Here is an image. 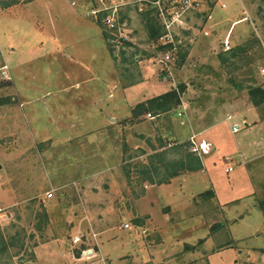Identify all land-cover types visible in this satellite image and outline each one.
Wrapping results in <instances>:
<instances>
[{
    "label": "rangeland",
    "instance_id": "1",
    "mask_svg": "<svg viewBox=\"0 0 264 264\" xmlns=\"http://www.w3.org/2000/svg\"><path fill=\"white\" fill-rule=\"evenodd\" d=\"M10 1L0 0V264H240V251L264 253V199L241 195L252 182L234 158L243 130L232 134L221 105L248 104L264 77V0H203L169 60L148 41L137 0H84L88 30L68 0ZM114 8L125 25L113 35L102 18ZM238 45L248 52L230 58ZM179 86V105L133 113ZM200 108L212 111L194 126L216 141L206 169L165 168L186 152L202 162L190 150ZM154 153L164 161L154 159L150 184L137 171ZM211 186L215 202L200 195ZM208 231L215 238L200 244Z\"/></svg>",
    "mask_w": 264,
    "mask_h": 264
},
{
    "label": "crops",
    "instance_id": "2",
    "mask_svg": "<svg viewBox=\"0 0 264 264\" xmlns=\"http://www.w3.org/2000/svg\"><path fill=\"white\" fill-rule=\"evenodd\" d=\"M31 1H34V0H31ZM54 1L58 2V3L63 1L66 4L67 0H58V1L54 0ZM68 1L71 3V5L75 6V8H76L75 11H71V14H73L77 24H80L79 28L80 29L84 28L85 30L90 29V26L87 25L86 22L83 23L82 19H80L79 15H78V12H76L77 10L79 11V9L81 11L84 10V0H68ZM9 9H11V8H9ZM73 31L74 30H70V32L68 31L67 36H71V32H73ZM85 38L87 40H89V35H86ZM72 45H73V43H72ZM260 83L264 86V77L262 78ZM115 103H117V101ZM115 103H113V104L115 105ZM97 105L99 106V104H97ZM221 105H222V109L224 108V111H226V114L224 115L225 121H226V119H225L226 115L230 114L233 116V121H235L234 120L235 118L239 117L241 119V124L244 123L243 127L241 128V130H243V132L240 135V137L236 139V145H237V151H238L237 153L238 154H235L234 158L237 160V163H238V159H239V161H240L239 163H242L243 165H245L243 167V169H244L243 173L247 174V176L249 178L251 177L252 182H251V187L243 190L241 192L242 193L241 195L243 196V194H246L245 196H251L254 199H256V198L264 199V112L262 113L261 111L256 109L249 102V100H248V104L245 103V105L243 104V106L234 100L227 102V103H224V104H221ZM203 109L200 108L198 110L197 116H199V118L194 120V122L192 124V128H193L192 134L196 137L199 136V138L196 139L198 142L205 141V142L209 143L210 149H209L208 153L202 154L201 168L196 170L198 172L203 171V169H206L205 157L209 156L213 152V150H216L215 139L212 136H208V135L206 136L207 127L196 128L194 126V123L201 121L203 119V117H205L208 114V111L209 112L212 111V110H209L210 108H208L207 111H204ZM235 122H237V121H235ZM212 126L213 125L209 126L208 128H210ZM229 128L231 131L230 124H229ZM232 134H236V133L232 132ZM225 158L228 159V157H225ZM229 166H231V165L230 164L225 165V168H224L225 173H229V172L225 171V169ZM211 191L213 192V197H212L211 201H214V199L216 198V195H217V192H216V189L214 188V186H211ZM256 195H257V197H256ZM234 200H236V199L235 198L231 199L230 201L226 202L225 204H223V203L222 204L215 203V204L221 207V206L226 205V204H232V202ZM241 213H238L236 216L238 218L242 217ZM263 217H264V213H263ZM232 221H236V218H233ZM229 222H231V221H229ZM169 223L170 222H168V224ZM212 238H215V234H212V233H210V231H208L206 233V236L199 239V241L200 240L202 241V243H200V244L203 245L206 242L210 241ZM185 244H188L192 247H195V244L184 243L183 245H185ZM228 246H230V245H228ZM216 247H214L212 249V251L218 250ZM254 248L255 247H252L251 249L248 248L247 251H244V250L242 252L240 251L239 256L244 257V259L242 258L240 260V264H251V263H253L254 260H258L259 262L261 260H264V253H260L259 251H256ZM206 258L208 260V256H206ZM208 264H209V261H208Z\"/></svg>",
    "mask_w": 264,
    "mask_h": 264
},
{
    "label": "trees",
    "instance_id": "3",
    "mask_svg": "<svg viewBox=\"0 0 264 264\" xmlns=\"http://www.w3.org/2000/svg\"><path fill=\"white\" fill-rule=\"evenodd\" d=\"M152 1V0H150ZM16 3V0H12L10 2H7L5 4H3V7H8L11 5H14ZM143 4V9L141 11V16H142V21L145 25V30H146V35L148 38V41H150L151 43H157V41H159L160 36L163 34V28L162 25L160 23V20L157 16V11L155 6L151 3V2H144ZM98 21V25H101V23ZM258 41V40H255ZM160 42V41H159ZM248 46L247 45H243V46H237V47H232L231 51H230V58L237 56L239 53H247L248 52ZM172 48L171 44L168 45H157V49L161 52L164 51H170ZM177 49V47H176ZM176 53H178V51H175ZM226 52V51H225ZM172 55L174 54V57L176 56V54L174 53V51L171 53ZM224 54V53H222ZM222 54H219L218 59L220 60L221 63H224L226 61V58H224V56H222ZM183 56V55H182ZM178 88L182 90L183 86H179L173 89L168 90L167 92L156 96L150 100H148L146 103H140L136 106L135 109H133V113L135 115H138V113H140V111L142 112L143 110H146L147 107H145L146 105H149L148 109H151L153 111H155L156 113L159 112H165L170 110L172 107H175L176 105H179L180 101H179V94H178ZM248 99L249 102L256 106L259 107L261 105H264V86L262 84L260 85H250L248 87ZM138 111V112H137ZM181 145L180 148H182ZM162 154L159 153H154L152 155H149V159L147 163H143L141 166V169H139L137 171V174H140L141 178L140 180L142 181H147L150 184H154V177L153 175H159V167L157 166V162L154 160L155 158H158V160H163L162 159ZM173 164L170 165H164L165 168H167V166H171V167H178L179 170H198L201 168V162L199 161L198 157L194 156L192 153H188L186 152L185 154H183L180 159L178 160V162H172ZM178 170V171H179ZM178 171H173L167 174V176H165L163 179L159 180L160 182H168L170 177L176 176L178 174ZM209 194V196L212 198L213 197V192L209 191L206 194H200L202 197ZM39 216H42V218L45 219V221H47L48 217H47V213L46 211H42V213L38 214ZM219 225H221L219 223ZM218 225V226H219ZM216 225H213L211 227L214 228ZM37 230L41 229V226H37L36 227ZM0 245L2 247L6 246V242L4 240V236L0 230ZM185 249H190L193 248L192 246L185 244L184 245Z\"/></svg>",
    "mask_w": 264,
    "mask_h": 264
},
{
    "label": "built area",
    "instance_id": "4",
    "mask_svg": "<svg viewBox=\"0 0 264 264\" xmlns=\"http://www.w3.org/2000/svg\"><path fill=\"white\" fill-rule=\"evenodd\" d=\"M139 4H142L146 1L151 2L157 11V16L160 20V23L163 28V34L160 36L159 41L162 45H168L171 44L172 48L170 51H164L163 54L166 59L172 58V52L176 49L177 43L175 42L174 36L175 31L181 27H183L185 23V14L190 11L191 9H194L196 6H198L203 0H137ZM219 5L224 8L226 5L222 0H218ZM100 10H94L91 9L88 14L96 15ZM118 14L116 12V9L112 10L111 12H108L104 15L102 18V23L105 26V28L110 32L113 33V35L117 32H119L121 29H123V26L125 25L124 22L120 23L118 20ZM228 45L225 43L224 50H227ZM260 72L264 75V68L262 67L260 69ZM146 116L148 118H151V114L147 113ZM226 121L230 124L231 131L233 133H237L241 130L243 127V124H240L238 122L233 121V116L228 114L226 115ZM193 145H191L190 150L192 152H197V154L201 153H208L210 149V144L205 141H200L198 144H196L194 141H192ZM233 168L231 166L227 167L225 169L226 172H231ZM52 196L51 192H47L46 197L50 198ZM124 228H129V225L125 223L123 225ZM72 242L74 244L81 242L80 236H75L72 239ZM87 252H92V249H87L83 251V254H86Z\"/></svg>",
    "mask_w": 264,
    "mask_h": 264
}]
</instances>
